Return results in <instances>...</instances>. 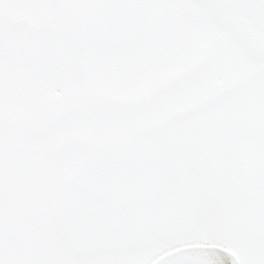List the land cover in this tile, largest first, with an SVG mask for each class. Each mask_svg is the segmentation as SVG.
Instances as JSON below:
<instances>
[{
	"label": "snow or ice",
	"instance_id": "snow-or-ice-1",
	"mask_svg": "<svg viewBox=\"0 0 264 264\" xmlns=\"http://www.w3.org/2000/svg\"><path fill=\"white\" fill-rule=\"evenodd\" d=\"M0 264H264V0H0Z\"/></svg>",
	"mask_w": 264,
	"mask_h": 264
}]
</instances>
